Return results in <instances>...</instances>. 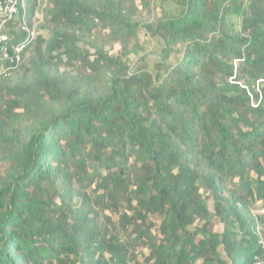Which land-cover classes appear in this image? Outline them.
Here are the masks:
<instances>
[{"label":"trees","instance_id":"trees-1","mask_svg":"<svg viewBox=\"0 0 264 264\" xmlns=\"http://www.w3.org/2000/svg\"><path fill=\"white\" fill-rule=\"evenodd\" d=\"M160 1L142 25L135 0H47L48 37L0 61V264L262 254L264 0ZM142 27L158 60L131 66Z\"/></svg>","mask_w":264,"mask_h":264},{"label":"built area","instance_id":"built-area-1","mask_svg":"<svg viewBox=\"0 0 264 264\" xmlns=\"http://www.w3.org/2000/svg\"><path fill=\"white\" fill-rule=\"evenodd\" d=\"M45 9V8H44ZM44 9L29 17V0H0V61L21 64L28 45L42 35ZM264 214V209L260 211ZM262 254L253 264H264V235L260 236Z\"/></svg>","mask_w":264,"mask_h":264},{"label":"rangeland","instance_id":"rangeland-1","mask_svg":"<svg viewBox=\"0 0 264 264\" xmlns=\"http://www.w3.org/2000/svg\"><path fill=\"white\" fill-rule=\"evenodd\" d=\"M136 3L139 5L138 11V19L142 25L144 24H151L154 23L160 16H161V7H160V0H153L154 5L156 8L150 7L147 9L142 8L140 1L135 0ZM47 6V0H41L40 10L37 12L41 15L43 9ZM42 27V26H41ZM42 29V35L44 37H48V32ZM106 41V38L103 39ZM138 43L140 49L136 51L135 49L132 50V53L129 56V64L134 66L138 63L142 58H145L147 62L153 64L156 60H158V54L160 52V45L157 40L149 37L146 34V30L142 27V30L139 32L138 36ZM106 50L110 52V54H116L119 51V44H106ZM135 50V51H134ZM2 169H6L5 166H2Z\"/></svg>","mask_w":264,"mask_h":264}]
</instances>
